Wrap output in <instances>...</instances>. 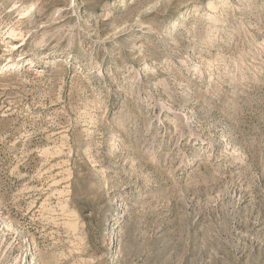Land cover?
<instances>
[{"label": "rangeland", "instance_id": "rangeland-1", "mask_svg": "<svg viewBox=\"0 0 264 264\" xmlns=\"http://www.w3.org/2000/svg\"><path fill=\"white\" fill-rule=\"evenodd\" d=\"M0 264H264V0H0Z\"/></svg>", "mask_w": 264, "mask_h": 264}]
</instances>
